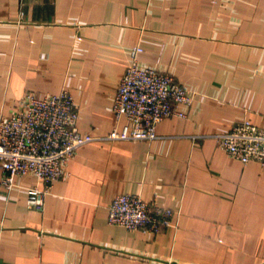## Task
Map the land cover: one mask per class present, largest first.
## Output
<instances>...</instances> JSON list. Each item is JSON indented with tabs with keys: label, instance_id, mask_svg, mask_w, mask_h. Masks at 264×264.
I'll list each match as a JSON object with an SVG mask.
<instances>
[{
	"label": "crops",
	"instance_id": "1",
	"mask_svg": "<svg viewBox=\"0 0 264 264\" xmlns=\"http://www.w3.org/2000/svg\"><path fill=\"white\" fill-rule=\"evenodd\" d=\"M141 65L192 94L150 141L94 140L69 160L42 211L17 177L1 184L0 264H264V164L241 163L216 133L264 129V0H0V119L25 93L68 89L75 127L107 135L118 83ZM131 193L173 211L158 233L109 225Z\"/></svg>",
	"mask_w": 264,
	"mask_h": 264
},
{
	"label": "built area",
	"instance_id": "2",
	"mask_svg": "<svg viewBox=\"0 0 264 264\" xmlns=\"http://www.w3.org/2000/svg\"><path fill=\"white\" fill-rule=\"evenodd\" d=\"M140 46L130 52L131 62L121 77L112 101L120 128L99 136L76 129L78 108L68 89L58 93L22 95L13 111L0 119L1 184L10 190L15 179H32L26 186L28 207L43 210L44 199L53 184L67 174L69 160L78 149L94 140L150 141L157 138L156 127L167 117H186L179 106H189L193 94L173 76L138 63ZM225 153L243 164H264V129L248 119L235 123L229 131L213 135ZM173 211L131 193L116 195L108 207L109 225L127 230L158 233L175 227ZM170 264V263H167Z\"/></svg>",
	"mask_w": 264,
	"mask_h": 264
}]
</instances>
